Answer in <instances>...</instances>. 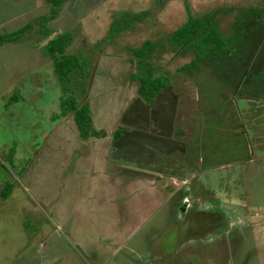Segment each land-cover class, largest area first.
Wrapping results in <instances>:
<instances>
[{"label":"rangeland","instance_id":"obj_1","mask_svg":"<svg viewBox=\"0 0 264 264\" xmlns=\"http://www.w3.org/2000/svg\"><path fill=\"white\" fill-rule=\"evenodd\" d=\"M260 1L67 0L48 27L53 35L71 31L73 41L68 51L81 50L91 61H87L86 81L72 74L69 90L42 51L47 39L2 41L0 184L18 179V185L8 199L0 198V264H264V160L248 162L245 167L241 164L251 147L264 138V106H259L260 134L254 130L243 133L238 124V106L243 101L239 105L231 90L227 95L238 106L221 96L226 88L210 75V67L201 64L200 71L183 69L193 58L191 53L181 55L169 49L155 52L152 62L156 71L159 76H170L171 86L161 98L148 101L157 114L158 109L171 118L176 113L169 133L172 139L186 144L187 153L173 152V158L165 161L170 162L167 166L176 165L180 175L161 167L159 171L171 177L170 182L156 175L150 187L138 179L141 184L133 187L135 184H123L125 172L120 169L119 180L114 181L121 189L126 188L127 192L119 191L121 194L135 192L130 206L138 210L130 217L118 218L121 231H108L110 223L108 227V219L100 213L86 217L73 210L71 217L73 203L87 199L85 188L81 190L76 185L78 178L73 180L67 171L63 172L65 181L56 177L57 167L63 169L79 148L68 153L79 144L74 118L70 112L63 115L64 98L71 93L80 101L75 90L86 89L95 130L110 133L97 140L107 160L114 140L112 132L117 129L121 133L120 125L127 124L123 119L125 105L127 108L140 96L139 84L130 80L135 67L128 46H139L146 39L164 44L165 35L187 20L186 3L193 14L200 15L214 7ZM50 7L46 0H0V34L13 33L38 15L48 14ZM145 10H151L152 16L140 20V14L138 19L136 14ZM119 15L123 19L119 23L133 28L112 42L104 41ZM232 21L228 13L222 19L221 29L226 34ZM220 72L223 77L227 70ZM151 124L155 127L153 121ZM167 128L165 125L162 131ZM120 154L118 159L124 157ZM230 159L234 161L232 168H218ZM179 162L185 167L178 168ZM35 178L34 188L31 180ZM25 181L29 183L27 190ZM166 183L181 186V191L189 194L183 211L164 204L170 192ZM120 199L126 206L127 197ZM96 204L98 199H90V206ZM191 215L199 221L189 231ZM95 217L100 218L99 225ZM115 222L116 216L111 226ZM132 227L134 231H130ZM118 237L119 241L115 239Z\"/></svg>","mask_w":264,"mask_h":264},{"label":"trees","instance_id":"obj_2","mask_svg":"<svg viewBox=\"0 0 264 264\" xmlns=\"http://www.w3.org/2000/svg\"><path fill=\"white\" fill-rule=\"evenodd\" d=\"M46 2L51 6L48 14L38 15L13 33L0 34V44L2 41L13 42L31 37L47 39L42 51L50 57L61 83L64 84L65 89L69 90L68 84L72 80V74L81 77L82 82L86 81L89 76V69L86 65L87 61L89 63L91 61L86 53H80L81 50L79 52L68 51V47L73 41L71 31L53 35L52 30L48 27V22L58 16L67 0H46ZM159 3L161 4V2ZM186 8L187 20L165 35L166 42L164 44L157 40L146 39L139 46H128L127 50L131 54L130 60L135 67L130 79L139 84L138 94L145 101L150 102L171 86L170 76H159L160 74L157 73L156 66L152 62L157 50L169 49L181 55L191 53L194 56L189 63L183 66V69L191 68L200 71L201 64L210 67L211 70L208 71L210 75L222 82L226 88L225 91L221 92L220 90L221 96L226 97L228 102L234 106L231 97L229 98L227 95L231 93V90L233 94H236L237 101H243L239 106L242 116L238 115V124L241 126L243 122L240 121L241 118L248 122H258L262 117L259 115V106H264V0L243 6L214 7L200 15L193 14L188 3H186ZM223 11L233 16V21L229 24L231 30L227 34L221 29L222 19L227 15V13L223 14ZM151 13V10H145L136 16L139 19L141 14L140 20H144L145 17H151ZM121 16L119 15L113 20L104 41L112 42L122 32L133 28L131 24L124 23L127 27L125 28L123 23H119L123 22ZM221 70H227L223 77L219 75ZM231 80H233L232 84L229 83ZM75 91L81 99L77 100L76 94L71 93L68 95L69 98H64L62 101L63 115L70 112L80 135L85 139L90 136L98 138L106 136V131L95 130L93 126L90 103L85 99L88 94L86 89L79 87ZM121 133L116 130L114 137H119ZM181 167L185 166L179 163L178 168ZM24 169L21 170L19 177L23 175ZM172 172L177 174L176 170ZM17 180L0 184L2 200L10 197L18 185Z\"/></svg>","mask_w":264,"mask_h":264},{"label":"crops","instance_id":"obj_3","mask_svg":"<svg viewBox=\"0 0 264 264\" xmlns=\"http://www.w3.org/2000/svg\"><path fill=\"white\" fill-rule=\"evenodd\" d=\"M130 76H131V74H130ZM135 93H136V91H135ZM135 93H134L133 97H136L138 94V92H137V94H135ZM138 97H140V96H138ZM140 99H142V101H144L143 98L140 97ZM145 102L147 104L151 103V102L149 103L147 101H145ZM239 105H240V102H239ZM129 111H130L129 108H126V105H125V112H129ZM125 112H123V113H125ZM240 116H242V114H240ZM127 117L128 118H126L124 120V122L126 121L127 124L123 123L122 125H120L119 128L122 129V133H125L128 130V131L132 132V134L134 135L135 133H137V131H139V128L136 127L138 117L133 115V113H128ZM240 121H243L241 123V126H240L243 133L245 132L246 134H248V130H251V131L254 130L257 133V135L260 134L261 124L258 123L259 121L258 122H254V121L248 122L247 120L242 119V118L240 119ZM75 126H76V124H75ZM149 128H147L146 131H150ZM245 128H248V129H245ZM76 129L78 131L77 135H78L79 146H72L74 148H72V150H69L68 153H72V151H73V149H75V147L76 148L79 147L78 148L79 151L77 150V154L75 155L73 160L71 159V161L68 162V164H65L66 166L64 165L63 169L61 167H57V170H56V174H57L56 177L59 180L65 179V175H63V172L67 171V174L70 175V177L72 176L73 180H76L78 178L77 180H79V181L76 182V185L79 184V188L81 187V190H84V188H85V190L83 191L85 194H83V195H86L87 199L82 197V200L79 204H77V202L73 203V205L71 206L72 207L71 217L73 215V210L75 212H77V211L80 212V215L86 216V217L90 216V213L95 214L94 216H97L100 213V214H103V216L108 219V221H107L108 227H109V223H110V229L108 228V231L109 230L112 231L113 228H115L116 230L118 228V230H119L118 218H122L123 216L130 217L131 215H133L134 213H136L138 211V210L136 211L133 208V206H130V202H132L133 198L135 197V192L128 193V195H127V193L121 194V192H119L121 190L126 191V188L121 189L119 187V182H115V181L119 180L120 169H123V171L125 172L124 174H122L123 176H125L123 178V180H124L123 184H130V186H131V184L132 185L135 184V185H133V187H136L137 184H141V183L137 182V179H138V181H143L145 183H148V185L150 187V185H151L150 181H151V179L154 178V175L156 173L151 172L152 173V175H151L150 172L147 171L148 169H152V167L150 166L152 164L149 163L148 158H143V157L141 158L140 157V159H138L137 157H135V155H130L131 157L129 156V158H127V159L123 158V157L121 159H118L117 156L119 155V153L117 152L116 149H114V147H115L114 142H116V140H118L117 138H119L121 135L116 138V137H114V132H112L114 140H113L112 148H110L109 152L106 154V156H107V160H106L104 158L105 154L102 152V150L99 148V146L97 144L98 137L90 136L87 139H85L80 135L77 126H76ZM116 130L117 129H115L114 131H116ZM157 132H155V133H157ZM109 134L110 133H108L107 137L109 136ZM132 134H131V138H132V140H134ZM171 137H172V135H171ZM262 141L264 142V138L260 137V140L257 142L256 147L255 148L253 146L251 147V149L248 153L249 156H246L244 159H242V162H241L242 167H245L246 166L245 164H248V162L249 163H251V162H259V163L263 162V160H264V149H263L264 143H262ZM261 152H263V153H261ZM68 153L66 155H68ZM113 153L116 154V157H115L116 159L113 158ZM66 155L63 156L64 159H65ZM78 158H80L81 160L77 161ZM40 160H41V158H40ZM233 163H234V161H232L230 159V161L226 162L225 164L219 165L218 168H222V169L232 168L231 166ZM202 167H206V166L204 164H202ZM214 168H216V167H214ZM153 169L155 170L156 168H153ZM254 169H256V168H254ZM141 170H142V172H141ZM261 171H262V168H261ZM137 172L142 173V174L137 175ZM156 175H158V174H156ZM179 175H180V173H179V171H177L176 176H179ZM159 178L164 179L163 174L160 173ZM35 180H37V178L31 180V182H32L31 186H33V187H34L33 181L35 182ZM28 184L29 183L28 182L26 183V181H25L24 188L26 190H27ZM65 185H67V184H65ZM77 188H78V186H77ZM262 189H264V188H262ZM122 196L127 197L126 206L123 205V203L121 202L120 198ZM129 198H131V200H129ZM73 199H74V197H73ZM90 199H94L95 201L98 199L99 204L90 206ZM255 209H260V208L255 207ZM115 216H116V222H115L116 225L111 226V223L113 222V219ZM95 222H97L99 225L100 218L95 217ZM123 223H120L121 224L120 229H121ZM101 226H104V225H101ZM133 229L134 228L132 227L130 231H134ZM119 231H121V230H119ZM115 239L119 241V237H118V239L117 238H115ZM95 247L97 248V246H95Z\"/></svg>","mask_w":264,"mask_h":264},{"label":"flooded vegetation","instance_id":"obj_4","mask_svg":"<svg viewBox=\"0 0 264 264\" xmlns=\"http://www.w3.org/2000/svg\"><path fill=\"white\" fill-rule=\"evenodd\" d=\"M162 95L163 92L157 95L155 97L156 99L154 98V101L157 100L158 98H161L159 96ZM138 99L139 100L136 99L133 102H131V104H129L127 108H129L130 111L124 113L123 115L124 117L123 116L122 117L125 120L126 118H128L127 117L128 113H133V115L138 117L136 127L139 128V131H137V133L133 135L132 132L127 130L119 138H117L118 140H116V142H114L115 143L114 149H116L119 154L121 153L120 155L124 156L123 158H129L130 155H135V157H137L138 159H140V157L148 158L149 163L152 164L151 165L152 169H148L147 171H149L151 175L152 173H156L158 174V176L160 173L162 174V172L159 171L162 169L161 167H165L166 170H170L171 172L174 170L178 171L177 169L174 168L176 167V165L167 166V164H169L170 162L165 161L167 159L169 161V159L173 158L170 157L173 154V152L182 151L185 154L187 153V146H185L186 144L182 140L172 139L171 134L169 133V127H171V124L173 123V117L174 119L176 118V113L174 116L172 115L171 118V115L170 116L166 115V112H161L158 109L157 110L158 114H157L156 112H154L155 110L154 111L151 110L150 104H147L145 100L142 101L140 97H138ZM161 105L163 106L162 103ZM235 105L238 106L237 104ZM239 111H241V108L239 109ZM170 118L172 120L169 124ZM151 121L154 122L155 127H152ZM142 125H145V127H143ZM165 125L168 126L167 128L168 131L164 133L163 132L164 130L162 131V129H165ZM147 128H149L150 131H146ZM156 129L158 130L157 133H155ZM131 134L134 140H132ZM153 168L156 169L154 170ZM156 174L155 175L153 174L154 177H156ZM160 179H162V181L164 182L167 181L170 182L172 178L165 175L164 179L163 178ZM166 188H170V192L169 194L167 192V194L165 195L164 204L165 205L169 204V207L172 209L178 207L179 211L182 208L181 211H183L185 209L184 205H187L186 197L189 194L188 193L184 194V192L181 191L182 188L181 186L180 187H178L177 185L173 186L171 183L170 184L166 183ZM199 211H197L198 214L200 213ZM190 219L192 220L191 221L192 224L188 227L189 231L193 230V224L199 221L198 217L196 218L193 215H191Z\"/></svg>","mask_w":264,"mask_h":264},{"label":"water","instance_id":"obj_5","mask_svg":"<svg viewBox=\"0 0 264 264\" xmlns=\"http://www.w3.org/2000/svg\"><path fill=\"white\" fill-rule=\"evenodd\" d=\"M51 38V37H50Z\"/></svg>","mask_w":264,"mask_h":264}]
</instances>
